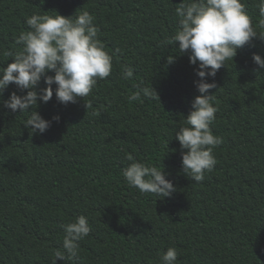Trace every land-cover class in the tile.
I'll list each match as a JSON object with an SVG mask.
<instances>
[{
	"label": "trees",
	"instance_id": "trees-1",
	"mask_svg": "<svg viewBox=\"0 0 264 264\" xmlns=\"http://www.w3.org/2000/svg\"><path fill=\"white\" fill-rule=\"evenodd\" d=\"M181 2L0 0V67L12 60L7 52L19 50L25 19L42 11L75 17L88 10L113 55L110 76L89 96L61 104L53 91L47 103L38 101L35 110L51 121L44 133L24 127L30 113L0 103V264H53L62 225L80 215L91 231L79 241V257L56 264H159L170 246L178 250L176 264H264V70L252 60L253 53L264 58V38L206 77L217 85L209 90L219 109L211 129L222 143L214 169L196 183L182 171L175 139L200 79L188 54L170 43ZM242 2L264 35L260 0ZM124 65L133 78L122 77ZM138 83L158 97L130 101ZM13 91L23 94L12 83L0 98ZM128 155L162 166L176 191L157 198L130 187L122 175Z\"/></svg>",
	"mask_w": 264,
	"mask_h": 264
},
{
	"label": "clouds",
	"instance_id": "clouds-1",
	"mask_svg": "<svg viewBox=\"0 0 264 264\" xmlns=\"http://www.w3.org/2000/svg\"><path fill=\"white\" fill-rule=\"evenodd\" d=\"M259 12L264 17V0H260ZM42 13H33L25 19L28 30L20 32L16 39L19 50L7 52L12 60L0 67V93L12 83L23 93L13 91L8 99L0 98V103L12 112L30 113L24 127L31 129L32 134L44 133L51 126V121L35 110L38 101L47 103L55 91L61 104L75 103L78 98L89 96L97 81L109 77L113 69V55L99 38L95 17L88 10L75 17L57 11ZM175 15L179 18V28L170 43L178 42V53L188 54L189 63L197 65L196 75L200 78L194 82L199 94L191 101L185 126L175 131V139L181 149L183 173L200 183L205 173L214 169L217 163L214 149L222 143V138L211 129L219 109L209 90L217 89V85L214 80L207 82L206 77H215L226 61H233L237 49L264 35H259L252 26L242 0H182ZM260 24L264 27V20ZM174 60L173 55L166 57L169 64ZM252 60L258 66L256 71L264 70L261 55L253 53ZM49 72L54 74L49 75ZM121 74L124 79H131L134 70L124 65ZM42 79L45 86L41 88ZM134 87L136 90L128 97L130 101L143 102L142 97L150 98L153 93L157 96L152 87L149 89L139 83ZM52 119L58 121L59 116ZM127 160L130 163L122 170V175L130 187L157 198L170 197L176 191V186L166 179L162 166L146 164L132 155H128ZM62 228V250L54 252L53 264L57 258L78 259L79 241L91 231L85 215L63 224ZM177 257V248L170 246L160 255L159 264H176Z\"/></svg>",
	"mask_w": 264,
	"mask_h": 264
}]
</instances>
